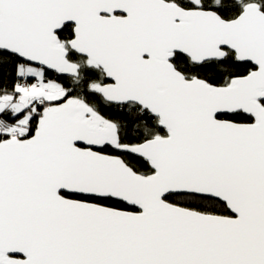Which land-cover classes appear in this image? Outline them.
<instances>
[{"label":"water","instance_id":"95a60500","mask_svg":"<svg viewBox=\"0 0 264 264\" xmlns=\"http://www.w3.org/2000/svg\"><path fill=\"white\" fill-rule=\"evenodd\" d=\"M198 1L199 0H195ZM73 27L67 46L59 32ZM226 49L257 69L218 86L187 78ZM0 51L76 76L72 51L101 69L96 91L159 117L167 132L100 151L117 127L78 100L44 110L33 134L0 142V264H264V12L237 19L165 0H0ZM243 112L254 124L220 120ZM66 195L111 197L137 211ZM170 194L213 198L231 215L184 207Z\"/></svg>","mask_w":264,"mask_h":264},{"label":"trees","instance_id":"16d2710c","mask_svg":"<svg viewBox=\"0 0 264 264\" xmlns=\"http://www.w3.org/2000/svg\"><path fill=\"white\" fill-rule=\"evenodd\" d=\"M258 2L264 10V0H258ZM59 36L61 38V43L64 46H67L68 42L74 36L73 27L71 25L65 26L63 30L59 32ZM68 57L70 61L77 64L79 67V71L76 76H65L46 71V78L48 80L57 81L63 85V87L67 90V95L64 100H78L93 109L107 121H110V123H113L119 132V144H139L151 137H155V134H162L164 132L163 129L158 127V122L154 121L146 111H142L139 106L135 104L116 105L105 101L98 91H96V87L98 85L107 83V79L103 71L89 66L86 58L79 56L72 51L69 52ZM172 62L177 69L185 74L187 78H202L209 83L218 86L230 84L234 78L241 77L246 74V64L238 61L231 53H229L222 60L208 61L201 65L193 64L188 57L182 54H175L172 58ZM21 63L24 62L18 57L8 52L0 51V96L15 93L17 89V82L22 80L18 76V68ZM30 80L31 79H28V81ZM17 95H19V93ZM62 101L51 102L48 105H46L45 102L38 104L39 109L38 111L32 113V118L27 126L29 130L28 133L21 136V134L16 131L13 133H7V131L5 132L0 130V142L8 138H25L31 136L36 129L38 120L42 117L44 110L48 106ZM22 113L16 116H13L10 112L1 113L0 121H2L5 126L16 123L18 117ZM233 119L241 122L249 121V118L244 113L236 114ZM114 148L115 147L110 144L100 149V151L105 154L122 157L124 161L138 173L149 174L153 172L147 160ZM64 195L76 199H91L96 203L121 210L137 211V209L129 207L126 203L111 197L93 198L86 196ZM166 199L172 203L188 208H194L207 213L231 215L224 203L213 198L188 194H170L166 197Z\"/></svg>","mask_w":264,"mask_h":264},{"label":"rangeland","instance_id":"374dc122","mask_svg":"<svg viewBox=\"0 0 264 264\" xmlns=\"http://www.w3.org/2000/svg\"><path fill=\"white\" fill-rule=\"evenodd\" d=\"M18 76L21 79L26 80L38 78L43 83V86L40 89L17 88L15 93L0 96V114L4 112H10L13 116H16L23 112L18 117L16 123H12L5 126L3 125L2 121H0V130L5 132L7 131V133H13L14 131H16L20 133L21 136H24L29 131L27 126L32 118V113L38 111L39 109V102L42 101V103L45 102V104L48 105L51 102L62 101L67 95V90L59 82H52V80H48L46 78L45 69L28 63H21L19 65ZM55 84L58 88L60 86L59 91L55 90ZM48 86H51L53 88L50 89L48 88ZM48 91L50 93L46 94ZM57 92L59 93L56 94ZM18 93L19 95H17Z\"/></svg>","mask_w":264,"mask_h":264},{"label":"flooded vegetation","instance_id":"af4514ba","mask_svg":"<svg viewBox=\"0 0 264 264\" xmlns=\"http://www.w3.org/2000/svg\"><path fill=\"white\" fill-rule=\"evenodd\" d=\"M165 1L170 2V3H175L178 6L184 8L185 10L213 11V12H216L219 16H221L224 20H227V21H232V20L237 19L239 16H241V14L244 12V10L249 6H252V4H258L259 5L258 0H199L198 3L195 0H165ZM259 8L262 12H264V10L262 9V7L260 5H259ZM229 53L234 55L236 57V59L238 61H240L241 63L246 64V70H245L246 74L243 76H246V75L250 74L251 72H253L257 69L252 63L239 60L237 58V55L229 49H226L225 57ZM220 60H222V59H220ZM227 85H229V84H227ZM223 86H225V85H223ZM129 104H133V103H129ZM129 104H125V105H129ZM262 104L264 105V102H262ZM141 110L146 111L154 121L158 122V124H159L158 127L164 130V132L162 134H155L154 135L155 137L167 135L166 130L160 126L159 117L150 114L147 110H145L143 108H141ZM238 113H243V112H235V113H231V114L218 115L217 117L220 120L231 121V122L236 123V124H254V123H256V120L254 117H252L250 115H246L245 113L244 114L249 118V121L241 122V121H237V120L233 119V117ZM108 122H110V121H107L106 119H104V123H108ZM117 132H118V129H117ZM151 138H153V137H151ZM119 143L120 142H119V132H118V138L109 139L108 142L103 147L112 144L115 147L114 149L126 152V151L122 150V147L124 145H121ZM85 201L95 202L91 199H87Z\"/></svg>","mask_w":264,"mask_h":264},{"label":"built area","instance_id":"2783aa9c","mask_svg":"<svg viewBox=\"0 0 264 264\" xmlns=\"http://www.w3.org/2000/svg\"><path fill=\"white\" fill-rule=\"evenodd\" d=\"M42 85L43 84H42L41 80H39L38 78H33L30 81H28L26 79H22V80L17 82V88L40 89V88H42ZM39 103L42 104V101Z\"/></svg>","mask_w":264,"mask_h":264},{"label":"crops","instance_id":"0c3cea01","mask_svg":"<svg viewBox=\"0 0 264 264\" xmlns=\"http://www.w3.org/2000/svg\"><path fill=\"white\" fill-rule=\"evenodd\" d=\"M52 82H54V81H52ZM55 82H57V81H55ZM59 85H60V84H59ZM54 86H55V90H57V91H59V90H60V89H59V88H60V86H59V88L57 87V85H56V84H55ZM48 88H50V89H51V88H53V87H51V86L49 87V86H48ZM49 93H50V92L48 91L46 94H49ZM58 93H59V92H57L56 94H58ZM52 97H53V96H52ZM52 97H51V98H52Z\"/></svg>","mask_w":264,"mask_h":264}]
</instances>
